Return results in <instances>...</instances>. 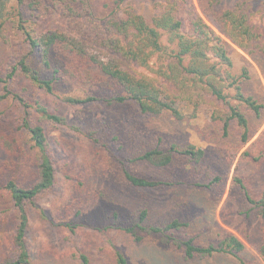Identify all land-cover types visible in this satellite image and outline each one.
<instances>
[{"label":"trees","instance_id":"obj_1","mask_svg":"<svg viewBox=\"0 0 264 264\" xmlns=\"http://www.w3.org/2000/svg\"><path fill=\"white\" fill-rule=\"evenodd\" d=\"M106 1L101 9L97 6L98 0H0V37L9 25L22 39L15 60L0 71L3 90L0 100L13 101L20 109L18 130L26 133L28 140V149H22L16 137L0 130V191L9 194L15 219V255L0 264H31L26 245L31 210L55 229L75 233L83 226L78 221L83 217L82 201L75 203V207H65L63 215L39 204V199L57 185L59 172L81 196L89 194L118 203V196L110 194L104 177L101 184H91L87 171L82 168L58 169L44 122L68 125V118L39 100L29 99L25 83L53 96L68 108L96 104L126 111L128 121L138 128L142 139L129 157H117V164L123 182L134 193L195 185L210 192L216 205L223 197L226 180L222 174L207 168L204 177L208 182H194L200 176L206 149L171 142L161 132L152 136L146 127L152 119L167 114L179 122L184 121L185 114L176 106L178 100L194 108L204 102L218 105L211 122L194 130L201 140L214 145L222 159L227 154L226 143L237 156L264 125V86L253 64L264 72V32L252 23L253 11L246 0H238L230 7H226L224 0H198L201 14L188 0H168L162 12L149 19L128 0ZM182 8H187L186 26L180 17ZM50 13L60 14L71 30L38 34L33 27L37 17ZM205 18L211 20L217 30ZM154 59L163 65L159 72L172 88L123 67L128 61L151 69ZM143 126L145 129L141 130ZM73 128L94 143L102 144L101 138L90 129ZM260 137L264 139V134ZM262 156L253 157L250 148L241 155L242 159L250 161H260ZM142 164L165 176L140 175L131 168V165ZM21 165L29 170V177L20 180ZM173 169L186 179L177 180L169 173ZM10 172L15 174L11 176ZM233 187L250 206L240 214L250 218L255 211L264 221V192L255 197L245 178L238 175L234 177ZM145 200L139 202L129 225L122 219L123 212L114 209L108 214L111 223L105 229L121 231L140 242L141 233L168 236L190 226L179 219L164 225L152 222V209L144 205ZM69 210L75 214L70 215ZM224 222L226 224V220ZM218 227L222 233H217L206 245L197 244L194 238L176 239L185 262L229 258L236 263L250 264L243 255L247 251L246 243L232 231ZM256 249L264 262V235ZM115 253L116 264H129L123 251L116 248ZM81 259L83 264H90L87 255L82 254Z\"/></svg>","mask_w":264,"mask_h":264},{"label":"rangeland","instance_id":"obj_2","mask_svg":"<svg viewBox=\"0 0 264 264\" xmlns=\"http://www.w3.org/2000/svg\"><path fill=\"white\" fill-rule=\"evenodd\" d=\"M167 1L128 0L131 6L148 19L161 13ZM237 1L224 0V3L226 7H230ZM105 2L107 1L98 0L97 6L103 9ZM246 3L250 11H253L252 23L259 31L264 32V0H246ZM188 4L194 5L201 14L198 0H188ZM184 8L181 10L180 17L186 26L187 8ZM206 22L217 30L211 20L206 19ZM33 27L38 34L49 30L65 32L71 30L68 22L58 13L39 15ZM21 40L12 26L8 25L3 36L0 37V71L15 60L22 47ZM150 64L152 68L145 69L125 61L123 67L129 72L139 76L146 75L157 83L161 82L172 88L159 72L163 65L156 59ZM253 64L264 86V72L255 63ZM24 85L25 94L29 99L39 100L50 110H58L68 118V125L54 126L44 122L50 151L58 169L62 171L65 166L75 170L82 168L87 171L91 184H101L104 177L103 180H106L109 185L110 194L118 196V203L112 199L94 198L89 194L81 196L76 187L64 178L62 172H59L57 185L49 194L39 199V204L47 210H54L63 215L65 207H75V203L82 201L81 203H84L83 217L78 221L83 223V226L77 228L75 233L63 228L55 229L31 210L29 212L30 226L26 234L31 264H83L82 254L89 257L90 264H116V248L124 252L129 264H240L229 258L195 259L190 262H185L183 259L181 250L175 244L176 239L180 241L194 238L197 244L206 245L215 238L217 233H222L218 226L232 231L246 243L247 251L243 255L250 264H264L256 249L262 242L264 221L256 216L255 211L251 212L250 218L240 214L241 211L249 210L250 206L246 204L240 191L232 188L234 177L238 175L245 178L255 197H260L264 192V139L260 137L264 134V125L252 142L244 148V150L250 148L253 157L263 155L260 161L242 159L244 150L234 156L228 143L225 144L227 154L222 159L214 150V145L201 140L194 130L195 127L202 128L211 122L212 114L218 105L214 102H204L200 107L194 108L178 100L176 106L185 114L184 121L179 122L167 114L152 119L146 127L152 136L161 132L171 142L189 143L197 148L206 149V157L200 166V176L194 182H208L204 177L207 168L222 174L226 180L223 197L216 205L211 200L210 192L195 185H180L149 193H134L125 185L119 174L117 157H129L137 150L142 136L139 135L138 128L128 121L129 116L125 110H112L96 104L68 108L58 103L53 96L29 83ZM2 91L0 85V94ZM194 113L196 116H193ZM19 118L20 109L13 101L0 100V130L16 137L18 146L25 149L28 140L26 133L18 130ZM74 126H81L83 129L95 132L101 138L102 144L94 143L74 129ZM144 129L143 126L141 130ZM131 168L140 175L158 178L165 176L161 171L145 164L131 165ZM18 171L20 180L29 177V170H26L23 165ZM169 173L177 180L186 179V176H182L183 174L177 175L174 169ZM13 174L15 173L10 172L11 176ZM175 198L179 201H175ZM142 199H146L144 205L152 209V222L164 225L173 219H179L190 226L181 232L169 233L168 236L141 233L143 239L140 242H136L121 231L105 229L111 223L108 214L117 208L123 212L122 219L126 225H129ZM69 212L70 215L75 214L71 210ZM14 229L13 203L6 191H0V262L15 255ZM246 237L249 238L248 241Z\"/></svg>","mask_w":264,"mask_h":264}]
</instances>
